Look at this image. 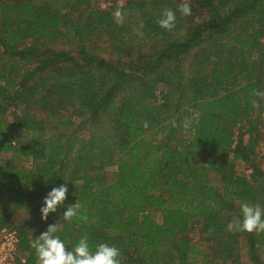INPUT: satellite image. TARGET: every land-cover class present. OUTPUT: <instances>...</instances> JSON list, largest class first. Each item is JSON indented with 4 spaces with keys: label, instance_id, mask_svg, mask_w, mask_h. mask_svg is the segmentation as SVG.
I'll list each match as a JSON object with an SVG mask.
<instances>
[{
    "label": "trees",
    "instance_id": "1",
    "mask_svg": "<svg viewBox=\"0 0 264 264\" xmlns=\"http://www.w3.org/2000/svg\"><path fill=\"white\" fill-rule=\"evenodd\" d=\"M95 2L0 0V231L18 230L22 264L54 223L121 264H264V232L228 227L264 207V0ZM61 184L81 209L44 221Z\"/></svg>",
    "mask_w": 264,
    "mask_h": 264
},
{
    "label": "clouds",
    "instance_id": "2",
    "mask_svg": "<svg viewBox=\"0 0 264 264\" xmlns=\"http://www.w3.org/2000/svg\"><path fill=\"white\" fill-rule=\"evenodd\" d=\"M178 11L182 16H189L192 13L191 5L187 0L181 4ZM117 23H120L122 16L119 10L114 13ZM176 13L170 9H165L157 21L159 26L165 30L171 31L176 27ZM69 189L61 184L58 187L51 188L43 199L40 207L41 219L47 221L49 214L58 213L59 208H64L60 215V220L71 222L77 217L81 209L77 198L74 203L65 204L68 198ZM75 195V193H73ZM241 211L243 221L239 225L229 224V230L233 227L241 228L249 233L264 232V207L260 205L249 206L242 205ZM59 227L57 223L50 224L46 231L37 236L33 242L39 264H121L119 259L120 249L107 243H100L93 250L90 248L86 238H81L72 248H68L65 241L57 235Z\"/></svg>",
    "mask_w": 264,
    "mask_h": 264
},
{
    "label": "rangeland",
    "instance_id": "3",
    "mask_svg": "<svg viewBox=\"0 0 264 264\" xmlns=\"http://www.w3.org/2000/svg\"><path fill=\"white\" fill-rule=\"evenodd\" d=\"M127 1L128 0H96L95 4L97 7L105 9V8H109V7L114 6V5L122 6ZM262 130H263V139H262V141L259 145V148H258V161H259L260 166H262L264 168V126H263ZM20 164L28 166V163H26L24 161L21 162ZM113 170H114V168H110L109 172H111ZM236 170L238 173L243 174V175H248L251 172L250 166L248 164L242 162V161L237 162ZM28 212L29 211L20 213L19 214L20 215L19 220L27 223L29 221L30 216H31V214ZM156 218H157V220H160V215H156ZM190 235H191V238H192L193 243L195 245H198L204 249L206 248V244H207L206 238L202 234L201 228L199 226L195 227V229L191 232Z\"/></svg>",
    "mask_w": 264,
    "mask_h": 264
},
{
    "label": "built area",
    "instance_id": "4",
    "mask_svg": "<svg viewBox=\"0 0 264 264\" xmlns=\"http://www.w3.org/2000/svg\"><path fill=\"white\" fill-rule=\"evenodd\" d=\"M24 256L20 253L19 232L5 227L0 231V264H22Z\"/></svg>",
    "mask_w": 264,
    "mask_h": 264
}]
</instances>
